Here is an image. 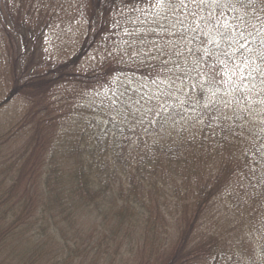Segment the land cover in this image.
Instances as JSON below:
<instances>
[{
	"label": "trees",
	"instance_id": "trees-1",
	"mask_svg": "<svg viewBox=\"0 0 264 264\" xmlns=\"http://www.w3.org/2000/svg\"><path fill=\"white\" fill-rule=\"evenodd\" d=\"M37 4L48 10L41 20L33 12ZM27 7L33 8L31 12L24 10ZM59 11L68 15L62 26L55 23ZM181 12L186 13L183 17L186 24L177 19ZM30 16L37 21L30 22ZM158 16L164 24L160 28L151 24L152 17ZM166 17L170 19L168 25H165ZM236 21L240 23L238 30L233 28ZM63 26L65 36L60 34L57 38L55 33ZM3 54L9 59L0 62L10 80L1 107L23 94L29 103H37L35 107L49 111L51 101L61 98L64 108L51 117L54 123L64 115L62 109L75 105L78 91L87 90L89 97L95 98L104 88L102 91L109 94V99L117 102L132 90L137 107L145 105L154 109L153 115L158 117L151 122L154 126H163V130H167L169 123L174 126L167 137L159 138L164 143L157 144L150 153L158 151L167 155L171 160L168 166L197 160L187 167L189 174L204 154L207 159L212 151L217 161L220 152L240 138L241 129L257 132V126H264V118L260 124L254 120L257 107L264 106L260 102L264 93L252 90L253 83L264 84L261 75L264 74V0L203 4L191 0H0V56ZM251 59L260 64L258 77L246 74ZM66 92L69 94L64 95ZM98 121L92 122L96 125ZM47 122L45 118L44 123ZM71 127L78 131L76 141H86V148L97 135L108 138L118 146H110L108 152L114 167L115 162L121 161L123 171L135 166L137 173L128 175L126 181L113 174L114 178L107 180L109 167L103 160L104 169L99 166L90 180V170L78 169L76 163H70L72 147L65 149L67 156L64 153L63 158L68 161L52 167L47 174L58 173L59 188L66 193L75 192L78 197L71 199L73 214L62 216L56 228L51 229L48 220L41 224L46 245L58 244V237L62 240L63 253L76 254L82 263L90 261L92 251L114 257L124 246L136 254L128 264H264V236L259 241L261 252L246 257L235 250H231V256L216 253L218 242L211 235L208 238L204 235L222 220L218 214L224 205L235 208L224 202L228 189L237 188L245 194L261 189L264 193V159L261 165H255L253 153L241 154L244 171L233 180L235 186L226 177L229 173L218 163L205 174L209 178L206 184H197L196 188L193 184L180 185L187 201L182 218L173 215L177 219V231L173 234L175 241L169 243L167 232L160 233L165 230V211L160 203L150 202V197L156 195L140 192L145 187L157 186L155 174L142 164L143 160L134 163L136 155L131 141L122 140L118 130L114 138L109 132L90 131V120L88 125L82 119L74 120ZM252 146L259 154L263 153L264 146L259 149L256 142ZM128 153L130 161L123 159ZM64 171L65 177L70 175L72 181L64 179ZM232 173L236 175L237 170ZM28 183L32 184L30 180ZM45 183H52L51 178ZM177 195L178 191L171 188L166 195L169 205ZM94 203L96 208H92ZM150 209L154 214H148ZM258 211L260 214H255L264 220V207ZM169 212L174 213V209ZM95 216L101 222L111 218L119 222L110 232L103 231L93 240H87L84 237L88 229H95ZM5 218L1 220L3 223ZM125 224L130 228H125ZM205 224L207 231L203 232L201 226ZM68 225L71 232L64 234L59 230L67 229ZM1 228L0 241L6 242L9 234L4 232L9 228ZM15 229L13 223L12 231ZM113 244H116L114 248ZM85 249L88 251H82Z\"/></svg>",
	"mask_w": 264,
	"mask_h": 264
},
{
	"label": "rangeland",
	"instance_id": "rangeland-1",
	"mask_svg": "<svg viewBox=\"0 0 264 264\" xmlns=\"http://www.w3.org/2000/svg\"><path fill=\"white\" fill-rule=\"evenodd\" d=\"M32 9L27 7L24 10L31 12ZM34 9L33 12L39 15L38 20H41L48 11L41 4H37ZM55 10L56 8L52 9V11ZM182 13L186 15L185 12ZM241 15L236 14V16ZM67 16V14H61L59 11L56 14L55 23L62 26ZM29 21L37 20H33L30 16ZM164 21L165 25H168L169 17H166ZM134 24H137V20ZM151 24L158 28L164 25L161 16L152 17ZM64 26L55 33L57 38L60 34L65 36ZM233 28L240 29V23L236 21ZM4 61L1 62L5 63ZM259 61L262 63V60ZM1 62L0 100H5L4 96L9 90L7 83L10 80V75L5 73ZM248 64L250 69H247L246 74L258 77L260 64L255 59H251ZM261 75L264 77L263 73ZM102 89L104 88H101L102 93L100 95L95 94V98H90L87 90L78 91L75 105L68 106L65 103L68 109H62L64 115L54 123H52L51 117L54 114H60V109L64 108L61 98L51 101L49 111L44 107H35L37 103H29L26 98H22L23 96H16L6 106L0 108V238L3 237L1 226H4L9 228L4 233H8L10 241H12H0V264H128L133 262L136 256L135 252L134 254L129 252L124 246L120 247L117 254H113L114 257L105 255L103 251H92L89 256L90 261L82 263L76 254L63 253L60 249V244H62L60 238L57 237L58 244L55 242L45 244L44 237L46 235H43L44 229L40 228L41 224L48 220L49 227L51 229L56 228L61 222L62 216L73 214L75 208L72 206L71 199L78 197L75 192L66 193L59 188V179L56 177L58 173L47 174V168L51 171V166L54 165L50 162H58L59 165L65 163L63 160V155L66 152L63 150L64 145L71 142L66 145L67 147L71 145L74 153L70 163H76L78 169L84 167L85 171L90 170L88 178L90 180L96 176L99 166L104 169L103 160L109 167L106 175L107 180H112L114 176L125 180L128 175L137 173L135 166H128L123 171L121 161L115 162L114 167L113 157L108 155V152L110 146L115 144H111L108 138H99L97 135L87 143L88 148L85 147L86 141H76L72 130H69V126L81 114L83 117L80 119L85 125H88V120H90V131L94 129L95 133L109 132L114 138V134L118 130L122 140L127 138L131 141V149L136 155L135 159L132 158L134 163L137 164V161L143 160L144 163L142 164L147 169H153L155 182L160 190L157 186L151 185L141 189L140 192L141 194H148L150 191L151 196L156 195V198L150 197V202L160 203L161 210L165 211L166 219L163 222L165 230L160 233L166 235L167 232L165 237H168L169 243L175 241L173 234L177 231L175 227L177 219L175 218V220L173 215H179L181 219L187 201V196L180 189V185L189 187L190 184H193L196 188L197 184H206L205 180L209 178L205 174L216 163L229 173L226 177L231 178L232 184L239 173L244 171L241 154L253 153L251 156H255L260 161V163L254 162L255 165H261L263 162L264 151L259 154L251 143L252 140H255L259 149L262 148L264 146V132H259L260 136L257 137L256 131L241 129L240 138L235 143L228 144L226 149L220 152L217 161L211 151L207 159L206 154H204L200 164L190 174L187 167L196 164L197 160L168 166V162L171 160L167 155L158 151L154 154L150 152L154 151L153 147L156 148L157 144L164 143L162 138L161 140L159 138L163 135L167 137L169 131H174V126L169 123L167 130H163V126L158 124L154 126L152 123L156 121V118L158 120V117L153 115V108H147L145 105L137 107V103L127 108V105L133 102L131 93L126 97L119 98L116 102L114 99H109V94ZM252 90L260 92L262 95L264 85L253 83ZM67 94L69 93H64V95ZM260 102H264V95L260 97ZM257 109L258 117L264 110V106H258ZM45 118L48 119L47 123H44ZM96 120L102 121L100 126H97L99 121L96 125L93 123ZM261 130L264 131V128ZM85 135L87 136V132ZM118 149V152H121V149ZM123 159L130 161V154L123 156ZM234 170H237L236 175L232 173ZM48 178H51L52 183L47 185L45 181ZM64 179L72 181L70 175ZM29 180L32 182L30 185ZM135 181L137 182V177ZM235 183L232 185L235 186ZM171 188L173 191L177 190L178 195L172 197V203L169 205L166 195ZM263 197L264 193L261 189L250 190L246 194L241 193L237 188L227 190V199L224 202H229L235 208L229 209L227 205H224L218 214L222 220L215 224L212 231H207L206 224L201 226L203 232H208L204 234L205 237L208 238L207 235L209 234L218 242L216 253L224 252V256H231L233 254L231 250H235L238 254L246 255V257L253 253L255 257L261 252L259 241L264 236V220L258 218L256 214L259 215L258 210L264 207ZM92 208H96L95 203ZM171 208L174 209L172 214L169 212ZM148 214H154V210L150 209ZM4 217L7 218L3 220V223L1 220ZM95 217L97 219L96 224L93 225L95 229H88L89 233L84 237L87 240H93L94 236H99L103 231L110 232L119 222L116 218L101 222V218ZM13 223L16 226L14 231H12ZM70 226L68 225L67 229L60 227L62 229L59 228V230L64 234L66 231L71 232ZM124 227L130 228L126 224ZM69 242L73 245L72 240ZM115 246L116 244H113V248ZM82 251L87 252L88 250ZM123 251L125 252L124 255L121 254ZM219 264L223 263L220 262Z\"/></svg>",
	"mask_w": 264,
	"mask_h": 264
},
{
	"label": "snow or ice",
	"instance_id": "snow-or-ice-1",
	"mask_svg": "<svg viewBox=\"0 0 264 264\" xmlns=\"http://www.w3.org/2000/svg\"><path fill=\"white\" fill-rule=\"evenodd\" d=\"M191 2L193 3H208V2H212V3H219L220 0H191Z\"/></svg>",
	"mask_w": 264,
	"mask_h": 264
}]
</instances>
